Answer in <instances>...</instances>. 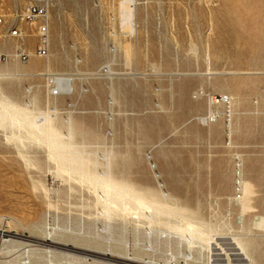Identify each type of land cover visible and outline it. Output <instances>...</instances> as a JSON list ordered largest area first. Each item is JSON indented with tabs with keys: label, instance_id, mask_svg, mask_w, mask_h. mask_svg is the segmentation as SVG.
Masks as SVG:
<instances>
[{
	"label": "rangeland",
	"instance_id": "1",
	"mask_svg": "<svg viewBox=\"0 0 264 264\" xmlns=\"http://www.w3.org/2000/svg\"><path fill=\"white\" fill-rule=\"evenodd\" d=\"M45 1L41 58L38 2L0 0V264H246L235 240L264 264V0H132L130 25L121 0Z\"/></svg>",
	"mask_w": 264,
	"mask_h": 264
},
{
	"label": "built area",
	"instance_id": "2",
	"mask_svg": "<svg viewBox=\"0 0 264 264\" xmlns=\"http://www.w3.org/2000/svg\"><path fill=\"white\" fill-rule=\"evenodd\" d=\"M37 4H31L23 11L19 16V20L27 25L33 26L35 29L36 46L33 54L37 57L46 58L49 55L50 37H49V24H48V5L45 0H36ZM4 25L2 17H0V26ZM3 38H13L19 42H23L26 35L17 26L9 25L2 35ZM30 54L25 51L22 45L18 46L12 57H15L22 63L28 62ZM11 58V55L0 53V62H5ZM106 73V68L101 69ZM45 81L48 88V94L51 97H59L62 95H70L73 92L71 81L68 79V87L60 89L56 85L57 76L53 74H46ZM212 104L227 103L228 100L222 96H214L210 99ZM214 118V112L209 111L205 117V121L212 122Z\"/></svg>",
	"mask_w": 264,
	"mask_h": 264
},
{
	"label": "bare ground",
	"instance_id": "3",
	"mask_svg": "<svg viewBox=\"0 0 264 264\" xmlns=\"http://www.w3.org/2000/svg\"><path fill=\"white\" fill-rule=\"evenodd\" d=\"M126 2H129L130 4H132V0H121L120 2H119V14H120V18H121V20H122V22H121V24L123 23V22H127L126 24L127 25H130V24H128V23H132V21H133V18H134V13H133V10H125V3ZM133 5V4H132ZM130 9H132V8H130ZM124 27V26H123ZM132 28V27H131ZM131 33H133V31L131 32ZM132 36V35H131ZM48 64L50 65V63H46V70H48L49 69V67H48ZM47 74H51V73H49V72H46ZM1 76V75H0ZM57 79V81H56V85L60 88V89H64V88H66V87H68V83H69V81H68V79L67 78H62V77H57L56 78ZM4 98V97H3ZM6 100H8V102L10 103V105L11 106H14V104H13V102L9 99V98H6ZM32 102L33 103H37V98H36V96L35 97H33L32 99H31V101H30V103H29V105L30 104H32ZM47 114V113H46ZM44 115V114H43ZM42 118V117H41ZM45 118V117H44ZM41 120V119H40ZM42 120H44V119H42ZM47 120V119H46ZM47 122V121H46ZM39 122L37 121L36 122V120H35V123H33V125H35L34 127H38L41 131H43L42 130V128H41V126H40V124H38ZM43 123H44V121H43ZM32 126V125H31ZM69 138H70V136H69ZM49 147L50 148H53V149H56V148H58L59 146H58V144L57 143H51L50 145H49ZM107 179V178H106ZM240 185H241V183H240ZM101 187H102V191L105 193V194H107V195H110V192L112 191V188H113V186L110 184V183H103V184H101ZM242 188H244L243 186H242ZM242 190H244V189H242ZM103 193V194H104ZM103 196V195H102ZM106 197H108V196H106ZM123 199V198H122ZM240 202L242 203V198H240ZM240 206H241V204H240ZM242 206H243V203H242ZM241 206V207H242ZM243 208H245L244 206H243ZM245 211V210H244ZM4 233V231H2V232H0V234H3ZM16 237V236H15ZM14 236L12 237V238H14L15 240H18V241H20V242H22V243H24L25 245H28V246H34V247H43V249H45V251L46 252H48V253H51V252H54V251H58V250H60V251H64V252H66V250H64V249H61V248H58L57 246L55 247L54 245H52V244H55V242L54 241H52L51 240V237H48V236H46L44 239H42V240H40L41 242H33V240L32 241H28V240H23V239H20L19 237L18 238H15ZM8 241V240H7ZM233 244H236L235 246L237 247V249H235V250H238L239 251V255H240V257H242V258H240V259H242V261L243 262H246V264H252V262H253V259H252V257H251V255L249 254V252L247 251V249H246V247L244 246V245H242L240 242H238L237 240H235V243H233ZM235 247V248H236ZM41 249V248H40ZM212 249V248H211ZM213 253V252H212ZM211 253V254H212ZM67 255H69V254H67ZM104 255H107V254H104ZM212 256V255H211ZM104 258V257H103ZM102 258V259H103ZM100 259V258H99ZM121 259V258H120ZM239 259V260H240ZM103 260H105V261H107V262H113V261H111V260H107V259H103ZM212 261V260H211ZM211 261L210 260H208V263L207 264H211ZM215 261V260H214ZM213 261V262H214ZM242 261H241V263H242ZM212 262V263H213ZM113 263H116V262H113ZM23 264H29V262L27 261V262H24ZM117 264H139V263H137V262H135L133 259H129V258H122V262L121 261H119V262H117ZM140 264H149V263H146V262H144V263H140ZM240 264V263H239ZM243 264V263H242Z\"/></svg>",
	"mask_w": 264,
	"mask_h": 264
},
{
	"label": "crops",
	"instance_id": "4",
	"mask_svg": "<svg viewBox=\"0 0 264 264\" xmlns=\"http://www.w3.org/2000/svg\"><path fill=\"white\" fill-rule=\"evenodd\" d=\"M46 66V64H45ZM49 66V64H48ZM39 68V64L38 63H34L32 62L29 66H28V70L29 71H36Z\"/></svg>",
	"mask_w": 264,
	"mask_h": 264
}]
</instances>
